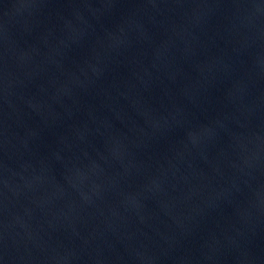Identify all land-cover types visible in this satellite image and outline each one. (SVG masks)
I'll return each mask as SVG.
<instances>
[{
  "label": "water",
  "instance_id": "95a60500",
  "mask_svg": "<svg viewBox=\"0 0 264 264\" xmlns=\"http://www.w3.org/2000/svg\"><path fill=\"white\" fill-rule=\"evenodd\" d=\"M0 264H264V0H0Z\"/></svg>",
  "mask_w": 264,
  "mask_h": 264
}]
</instances>
